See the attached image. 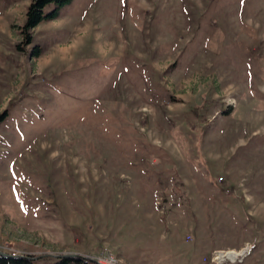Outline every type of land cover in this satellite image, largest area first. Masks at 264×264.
Here are the masks:
<instances>
[{
  "label": "rangeland",
  "instance_id": "rangeland-1",
  "mask_svg": "<svg viewBox=\"0 0 264 264\" xmlns=\"http://www.w3.org/2000/svg\"><path fill=\"white\" fill-rule=\"evenodd\" d=\"M31 2L0 0V251L197 264L245 210L264 264V0H71L28 38Z\"/></svg>",
  "mask_w": 264,
  "mask_h": 264
},
{
  "label": "crops",
  "instance_id": "crops-1",
  "mask_svg": "<svg viewBox=\"0 0 264 264\" xmlns=\"http://www.w3.org/2000/svg\"><path fill=\"white\" fill-rule=\"evenodd\" d=\"M202 188L204 190V193L205 194L207 193L208 197H210V199H211V205L208 206V208H209L208 213H210L214 209L215 196L217 198H222V195L217 194V193H220L222 191V188L220 186H215V185L204 186V187L202 186ZM228 195L231 196V193L230 192L225 193L224 194L225 198L222 199V200H224L223 202H225V206L227 209L229 208V202H230ZM234 198L232 196L233 201H235ZM218 211H219V209H218ZM240 213L238 211V216H240ZM243 216H244V221L238 223L239 224L238 228L226 226L225 228L223 227V228H218V229H212L210 233L212 234L211 236H213L214 238H213L211 243L208 244V243L204 242L202 239L199 240L201 250H203V254L205 256L206 255L209 256L214 250L238 249L243 244H245L246 242H251V244L253 243V245H254L255 243L253 241H246V237H250V235L246 236L245 223L248 224L250 220H246L245 210H244ZM248 217H249V215H248ZM249 218H247V219H249ZM220 222L221 221H219L217 224H219ZM228 227H229L231 233L229 235H226V233L223 230L228 228ZM244 229H245V231H243ZM256 236H257V233L254 232L253 237L250 239L255 240ZM229 242L232 244H229ZM256 261H257V259L255 257H253V259H251V258L248 260L246 259V261L243 264H258V262H256ZM197 264H215V263L210 262V261L209 262L206 261V262H199Z\"/></svg>",
  "mask_w": 264,
  "mask_h": 264
},
{
  "label": "trees",
  "instance_id": "trees-1",
  "mask_svg": "<svg viewBox=\"0 0 264 264\" xmlns=\"http://www.w3.org/2000/svg\"><path fill=\"white\" fill-rule=\"evenodd\" d=\"M71 0H32L29 5L24 23V29L27 33L29 30L35 28L43 20H53L59 16L62 7L69 4ZM52 3L53 9L49 12H44V6ZM28 34V33H27ZM30 34L27 35L29 38ZM26 37V38H27ZM30 42V39H29ZM38 54V53H37ZM36 54V55H37ZM35 56V55H34ZM0 264H39L28 257H4L0 255ZM48 264H96L85 258L63 257Z\"/></svg>",
  "mask_w": 264,
  "mask_h": 264
},
{
  "label": "built area",
  "instance_id": "built-area-1",
  "mask_svg": "<svg viewBox=\"0 0 264 264\" xmlns=\"http://www.w3.org/2000/svg\"><path fill=\"white\" fill-rule=\"evenodd\" d=\"M185 241L186 242H189V241H192V236L190 235H187L185 237ZM250 246L249 243L245 244V246L243 248H240V249H235L237 250V258H226V257H223V249L222 250H214L209 256H201L200 253H199V250H197V248L195 246H190L188 247V252H181L180 250L176 253V257H177V260L178 259H186V261H194L195 262V259L197 258H201L203 262H206V261H210V262H213L215 264H226V263H234V264H237V263H241L245 258L246 256L248 255L249 253V250H250ZM178 249H176L175 251H177ZM264 261V259H263Z\"/></svg>",
  "mask_w": 264,
  "mask_h": 264
},
{
  "label": "water",
  "instance_id": "water-1",
  "mask_svg": "<svg viewBox=\"0 0 264 264\" xmlns=\"http://www.w3.org/2000/svg\"><path fill=\"white\" fill-rule=\"evenodd\" d=\"M0 255L4 256V257H21L19 255H13V254H6L0 251ZM63 256H68V255H60L59 257H63ZM69 256H75V255H69Z\"/></svg>",
  "mask_w": 264,
  "mask_h": 264
},
{
  "label": "bare ground",
  "instance_id": "bare-ground-1",
  "mask_svg": "<svg viewBox=\"0 0 264 264\" xmlns=\"http://www.w3.org/2000/svg\"><path fill=\"white\" fill-rule=\"evenodd\" d=\"M234 254V253H233ZM232 255V254H231ZM231 255H230V258H231Z\"/></svg>",
  "mask_w": 264,
  "mask_h": 264
}]
</instances>
